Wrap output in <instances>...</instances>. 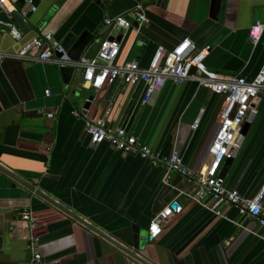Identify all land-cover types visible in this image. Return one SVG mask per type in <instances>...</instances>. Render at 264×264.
<instances>
[{"label": "crops", "instance_id": "1", "mask_svg": "<svg viewBox=\"0 0 264 264\" xmlns=\"http://www.w3.org/2000/svg\"><path fill=\"white\" fill-rule=\"evenodd\" d=\"M9 1L17 9L24 7V0ZM136 1L144 6L146 17L137 33L136 21L128 14ZM32 4L35 10L27 13V26L17 25L19 39L0 26V51L15 53L31 37L46 32L60 41L69 32L77 36L85 30L93 36L81 57H91L112 30L102 19L123 14L130 27L118 31L116 62L132 58L144 67L157 45L168 49L183 38L195 47L208 45L199 67L202 76L239 73L251 78L264 62V28L256 43L247 37L250 24L264 22V0H32ZM0 18L7 16L0 11ZM135 88L118 80L88 88L79 67L64 83L51 62L3 58L0 166L130 249L132 228L146 231L151 216L175 202L180 211L159 223L148 253L135 251L150 264H264V227L253 219L223 205L219 207L223 216L213 215L186 196L193 189L186 178L172 172L163 183L161 164L150 165L136 152L122 153L106 142L89 143L83 120L71 111L92 95L85 116L116 126ZM141 90L125 130L161 157L175 150L186 168L204 172L222 97L189 79L180 84L165 80L146 103L140 102ZM253 105L255 114L245 122L241 143L223 175L225 188L247 198L264 182V88ZM204 198L209 200L208 195ZM26 209L35 221L32 234L39 239L41 264H141L2 171L0 264L29 261L24 247L29 232L19 217Z\"/></svg>", "mask_w": 264, "mask_h": 264}, {"label": "built area", "instance_id": "2", "mask_svg": "<svg viewBox=\"0 0 264 264\" xmlns=\"http://www.w3.org/2000/svg\"><path fill=\"white\" fill-rule=\"evenodd\" d=\"M13 10H17L23 20H26L27 13L33 12L35 6L32 0H24V7L17 9L9 0H0V11L7 16L5 20L0 18V26L6 28L11 38L19 39L21 32L10 15ZM128 14L136 21L134 29L137 33L140 25L146 21L144 6L136 1L129 8ZM102 23L120 30L130 27V21L123 14L104 17ZM263 28L264 22L256 21L250 24L247 29L248 40L253 44L256 43ZM118 49L119 40L107 37L99 42L98 49L93 56H80L77 60H69L62 51L59 41L55 40L51 33L46 32L31 37L15 53L0 51V61L5 57H13L29 61L51 62L57 66L79 67L82 83L91 89H98L104 83L111 84L116 80L131 85L142 82L141 103L149 101L152 93L160 89L165 80H170L174 84H180L188 79L194 80L198 85L220 95L223 102L219 110L217 129L207 147L209 163L204 172L186 168L181 162L180 154L175 150L161 157L145 144L138 142L132 134L125 130L124 126H108L101 117L87 118L85 116L87 109L82 106L73 109L71 113L83 120V129L91 145L106 142L110 147L122 153L136 152L150 165L161 164L164 167L161 178L163 183L167 182L172 172L191 182L193 189L190 193H186V196L213 215L223 216L219 207L232 206L238 214L253 219L257 225L264 227V206L261 204L264 182L254 196L247 198L234 188H225L223 177L219 176L221 164L226 158L234 156L241 143V125L249 122L255 114L254 100L258 92L264 88V62L251 78H246L239 73L202 76L199 73V67L209 47L208 45L195 47L187 38H183L168 49L157 45L144 67L139 66L132 58L123 57L116 62ZM54 51L62 53L54 56ZM190 67L195 68L193 73L188 72ZM47 93L48 91L45 90V94ZM46 116L49 117L51 114L46 113ZM197 123L198 117L193 120L192 129L197 126ZM205 195H208V201L204 200ZM179 211L178 205L173 208L165 205L154 213L147 227L148 234L153 238L160 230L159 223ZM19 217L26 222L29 232L24 247L31 256L25 264H41V256L36 251L39 239L32 234L35 226L34 218L28 209L21 211ZM154 228L157 229L155 234Z\"/></svg>", "mask_w": 264, "mask_h": 264}, {"label": "water", "instance_id": "3", "mask_svg": "<svg viewBox=\"0 0 264 264\" xmlns=\"http://www.w3.org/2000/svg\"><path fill=\"white\" fill-rule=\"evenodd\" d=\"M216 2H217V0H213V3H216ZM10 15H11V18L14 21V23L16 25H18L21 29H24L27 26V21L23 20V18L21 17V15L19 14V12L17 10H13L10 13ZM118 31H120V29L112 28L108 38L109 39L114 38L116 40H119ZM92 36L93 35L91 33H89L88 31H85V30H83L77 36H75L74 34L69 32L59 41V45H60L62 51L65 53V55L67 56V58L69 60H77L81 56L85 46L90 42ZM61 53H62L61 51H54L53 52L54 56H59V55H61ZM74 69H75V66H70V65L58 66V70H59V72L61 74L62 81L64 83L68 82L69 77L72 74V72L74 71ZM194 70H195L194 67H190L188 72L189 73H193ZM142 85H143L142 82L136 84L135 91H134L133 95L131 96V99L127 102V104H126V106H125V108H124V110L122 112V115L120 117L118 126H124L127 118L129 117V115H130V113H131V111L133 109V106L135 105V102H136L137 97L139 95V92H140V90L142 88ZM153 94H154V92L152 93L151 97L153 96ZM91 99H92V95H87V97L84 100V103H83L82 107L87 109ZM245 128H246V123H243L241 125V128H240V132L242 134L245 132ZM228 163H229V158H226L223 161V163H222V165L220 167L219 176L223 177V175L225 173V170H226V165ZM0 171H2L3 173L9 175L12 179H14L15 181L23 184L30 191H33L36 195L42 197L43 199H45L46 201L51 203L53 206L57 207L58 209H60L64 213L68 214L75 221H77L78 223L82 224L83 226H85L86 228L91 230L92 232L96 233L101 238H103L106 241H108L113 246H115L116 248L120 249L123 253L127 254L129 257H131L135 261H137V262H139L141 264H150V263H148L146 260H144L140 255H138L135 252V251H138V252H141L142 254L143 253H148V246H149L150 241L152 240V237H151L150 234L147 233V230L146 231H141V230L133 227L132 228V233H131V245H130L131 249L127 248L124 245H121L120 243L115 241L114 239L110 238L109 236L105 235L103 232H101L100 230H98L97 228H95L94 226H92L91 224H89L88 222H86L85 220L80 218L79 216H77L74 213L68 211L65 207L59 205L58 203L54 202L52 199H50L46 195L40 193V191H38L37 189H34L33 186L29 185L28 183H26L25 181H23L22 179H20L19 177H17L13 173H11L10 171L6 170L4 167L0 166ZM169 206H170V208H173V207L176 206V203L172 202V203H170ZM200 229H198L193 235H191L177 249L176 253L179 250H181L195 236V234L200 231ZM0 243H1V236H0Z\"/></svg>", "mask_w": 264, "mask_h": 264}, {"label": "snow or ice", "instance_id": "4", "mask_svg": "<svg viewBox=\"0 0 264 264\" xmlns=\"http://www.w3.org/2000/svg\"><path fill=\"white\" fill-rule=\"evenodd\" d=\"M155 231H157V229L154 228V234H155Z\"/></svg>", "mask_w": 264, "mask_h": 264}]
</instances>
